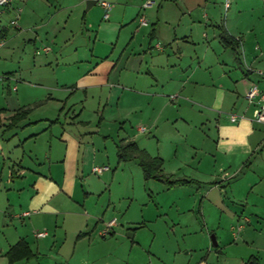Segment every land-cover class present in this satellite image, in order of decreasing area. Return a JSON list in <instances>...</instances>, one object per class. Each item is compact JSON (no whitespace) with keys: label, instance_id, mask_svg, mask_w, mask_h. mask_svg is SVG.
<instances>
[{"label":"crops","instance_id":"1","mask_svg":"<svg viewBox=\"0 0 264 264\" xmlns=\"http://www.w3.org/2000/svg\"><path fill=\"white\" fill-rule=\"evenodd\" d=\"M20 1L10 0L2 15ZM86 1L65 2V14L52 13L43 26L44 38L59 45L58 54L40 62L50 67L57 63L54 94L45 97L46 102L60 104L54 118L47 112L31 117L36 102L26 96L31 85L23 79L21 86L10 87L4 73L15 71L0 76V82L8 81L0 89V142L6 146L0 144V180L8 179L7 193L16 192L19 197L24 190L27 196L24 205L10 207L11 213L8 199L0 201V264H8L6 252L20 240L33 256L12 264H244L251 256L264 264V121L255 119L260 106L257 98L249 101L245 96L253 84L264 90L260 20L255 22L241 7L219 22L221 11L228 12L234 2L229 0L225 9L222 0L219 19L203 13L213 22L214 29L208 32L205 21L201 25L191 16L185 21L183 16L161 12L162 0H107V18L100 4L105 0H95L88 10ZM147 1L150 5L144 6ZM96 3L102 9L98 19L88 12ZM154 7V12H147ZM71 8L77 12L78 27H68ZM141 13H146L142 15L147 25L136 19ZM21 23L15 25L16 38L29 31L34 39L24 40L34 42L38 31L28 27L23 15ZM79 31L91 42L88 48L82 35V42L75 40ZM7 34L8 27L0 22V46ZM222 34L229 40L224 41ZM80 50L86 51L83 57L78 55ZM90 107L98 118L92 130L90 119L83 117ZM106 110L121 112L116 114L124 116L129 128L119 126L116 137L102 134L101 148L92 137L101 132ZM188 112L195 115L200 131L214 127L212 145L202 150L212 159V168L222 174L220 179L228 175L233 180L229 193L218 185L206 189L198 206L201 221L195 215L193 192L182 197L185 193L174 186L162 189L163 196H168L160 200L152 199L150 189L146 202L132 215L127 208L115 206L103 174L109 168L99 163L110 158L108 138L116 157L117 146L133 141L150 156L160 157L162 172L175 180L174 173L164 172L159 137L167 128L176 131L174 122L187 123ZM151 134L158 136L155 153L142 145L143 137L144 142H152L146 137ZM40 138L44 145L37 151ZM5 160L11 165L6 166ZM94 166L107 169L95 173ZM92 173L102 176L96 179ZM79 179L86 188H77ZM111 219L115 225L108 235H101L103 224ZM38 232L45 234L38 236ZM211 232L215 235L210 236ZM211 242L216 251L209 250Z\"/></svg>","mask_w":264,"mask_h":264},{"label":"rangeland","instance_id":"2","mask_svg":"<svg viewBox=\"0 0 264 264\" xmlns=\"http://www.w3.org/2000/svg\"><path fill=\"white\" fill-rule=\"evenodd\" d=\"M157 1L158 0H154V2L156 3ZM201 1L202 0H162V11L161 9L160 11L163 13L172 14V17L183 16V19L185 21L189 20V16H191V18L196 23L200 22L201 25H203L205 21L209 23V25L207 24L208 26L206 27V30L209 32L214 29L211 26L213 22L210 21L211 16L204 17L203 13L206 11L209 14H215L217 16H215L213 20L219 19L217 17L221 9L220 2L222 0H207L205 6L201 4ZM65 2L68 3L69 0H31L26 3L21 0L19 3H17L16 6H14L13 4L12 8H10L9 12H7V15H2L1 12H3V10H5V7L9 5L0 6V22L8 27V34L3 41L4 45L0 46V76H3L2 73L5 71H15L13 74L14 76L12 74H6V72L4 73V77H6L7 75L10 80V87L21 86V82L23 81V79L26 84L31 85L30 88L27 87V89L31 90H27L26 96H30L34 98V100H36L31 109L33 110V113L31 114V117L33 118H37L46 112L49 113L52 118H54L56 116V113H58V109L60 107V104H57V106L52 104L55 103L54 100L50 99L49 102H46L45 100V97L49 96V93L54 94V92L51 90V87H54V81L57 75L55 73V70L57 71V63L54 61V57H52L54 62L51 67L54 70H51L50 65L41 66L40 62H44L47 58L49 59L51 58V56H55L59 53V45L57 46V44H53L50 39L44 38L43 26L52 13L63 14ZM241 7L244 8L245 12L248 15L251 14L256 18L255 22H258L257 18L260 20V28L262 30V28H264V0H234L228 12L224 14V12L221 11L219 22L221 21L223 23L228 20L230 18V14L237 11ZM155 8L156 7H154V9L147 10V12H154L156 10ZM84 9H86V3L84 5ZM71 11H74V14H72ZM67 12L71 14L68 20V27H78L79 21L77 20V18H75L77 12L72 8L68 9ZM88 12L91 15L95 16V19H98L102 15V9L99 5H97V3L94 5V8L92 10H89ZM142 14L146 15V13H141V15ZM22 15L24 16V22L28 24V27H30L33 31H38V38L34 42H27L24 40V38L26 39L27 32H24L23 35L18 38H16L15 36L16 26L15 24H12V21L17 18L16 25H19L21 23ZM139 17L140 16H138L136 19L138 20ZM133 23L136 24L135 21ZM81 35L86 38L88 48V45H90L91 42L88 41L87 35L83 34L82 31H79L75 35V40H79L80 42H82L83 39ZM47 47L51 48V50H49L46 54L44 52V48ZM78 52L79 57H83L84 53H86V51L84 50H80ZM73 53L74 51L70 52L69 56H71V54ZM32 60L36 61L35 65L33 64ZM7 82L8 81L6 80L1 81L0 89L2 85L5 87V84H7ZM170 99L175 100L174 95H171ZM172 105L174 106V104ZM171 111L172 110H170L168 113H171ZM105 113V122H103L104 124H102L101 126V132H99V134L95 132L92 137L94 142L99 144L98 146L101 148L103 147V143L100 144L99 140L102 138V134H109L110 136L116 137V133H118L120 130L119 126H122L124 124L125 129L129 128L128 121L123 120L124 116L120 118L121 115L118 116V114H116H121V112L112 110L110 112V110H106ZM63 116L64 114L60 115L61 118ZM83 117L90 119V130L95 129L98 118L93 115L92 107L88 108V111L84 112ZM185 117H187V123H183L182 121H178L177 123L174 122L173 127H175L176 131L167 128L166 130H163L161 132L162 135L159 137L160 144L162 143L163 146V148H161L163 149L161 154L165 156V173L172 172L174 173L173 177L179 180L190 179L189 182L176 183L172 186L180 188V193H185V196L182 195V197H189L193 192L194 196H196L195 215L196 218L201 221L198 206L203 200L205 190L209 189L213 185H218V189H226L228 194V187L231 185L233 180H230L228 178V175L220 179V175L222 176V174H220L217 169L212 168V159H209V157L206 156L202 150L204 149V145H206L205 147L208 148V144L212 145L213 139L215 138L214 127H210L209 132H207L206 128H203L200 131L201 125L195 122V115H193L191 112H188V116ZM121 121L123 123H120ZM133 129H136L135 125L133 126ZM203 132L209 134V137L205 136ZM146 137H149L147 139L151 140L152 142H144L145 137H143L144 141L142 145H147L150 151L152 153H155L159 148V146H157L158 136L154 137L151 134ZM108 139L109 140L106 141L105 144L107 146L106 150L110 154V158L107 159L105 157L101 161L99 160V163H105L109 168V170L105 171L103 174L104 180L106 181L105 186H107V188L110 190L115 206L122 207L123 210L127 208L128 210H126V213L132 215L134 213H137L142 204L146 202L148 198L147 194L149 193L150 189L153 190L152 199H157L158 197L160 200V198L162 199L164 196H168L166 194L163 196L164 191L161 190L166 189L169 185L165 181L161 180H144V178L142 177L141 168L135 159L130 161L118 162L115 151L113 149L111 138ZM36 144L37 151H39L38 149H41L44 145L41 141V138L36 140ZM1 145L6 149V146L4 144ZM200 146H202L203 148H201ZM5 165L10 166L11 164L10 162H7V160H5ZM98 165L101 166V164ZM242 173L243 172H240L236 176V178L238 179L242 175ZM91 176L98 179L102 175L97 176V174L92 173ZM7 180L6 178L0 180V201L6 202L5 199H8L7 204H9V209L7 210V212L11 213L10 207L12 205L15 206L16 204L24 205V200L27 196L25 195L26 191L24 190L21 191L19 197L16 192L8 191L9 193H7V191H5V187L7 188L8 185ZM77 182L78 185L76 186L79 190H81V188L83 187L82 179H79ZM84 188H86L85 185L82 189ZM108 189L106 192H109ZM157 191L159 192V194H156ZM212 194L215 195V192H213ZM222 194L224 195L223 191ZM24 221H27V218ZM19 222L20 221H18V224H20ZM226 226V223H222V228L229 230V226L228 228H226ZM100 228H102V226ZM212 234H214V232H211L210 236ZM208 246L209 250L216 251L217 247L213 246L212 242ZM203 252H206V250L204 249Z\"/></svg>","mask_w":264,"mask_h":264},{"label":"trees","instance_id":"3","mask_svg":"<svg viewBox=\"0 0 264 264\" xmlns=\"http://www.w3.org/2000/svg\"><path fill=\"white\" fill-rule=\"evenodd\" d=\"M222 39L228 41L229 38L222 34ZM117 157L119 161L136 159L141 167L144 180L155 179L165 181L169 186L176 183L189 182V180L171 179L162 172L163 161L158 156H150L144 149H141L133 141L117 146ZM8 264H12L20 259H28L33 256L30 248L24 240L18 241L6 252ZM244 264H257L255 257H250Z\"/></svg>","mask_w":264,"mask_h":264},{"label":"built area","instance_id":"4","mask_svg":"<svg viewBox=\"0 0 264 264\" xmlns=\"http://www.w3.org/2000/svg\"><path fill=\"white\" fill-rule=\"evenodd\" d=\"M9 2H10V0H0V6H5V5L9 4ZM100 4L105 9L104 18H107L108 17V9L110 8V4L106 1H101ZM149 5H150V1H147L144 4V6H149ZM229 5H230L229 0H224L225 9H227L229 7ZM16 21H17V18L12 21V24L16 25ZM138 21L141 25H147L148 24L147 19L143 15H141L139 17ZM48 50H49V48H44V51H48ZM258 73L262 74L261 71H258ZM245 96H246V99H248L249 101H253L254 99L257 98V100L260 102V106H259V112H258L255 119L257 121H264V90L260 91L257 88V86L255 84H253L249 88V90L246 92ZM230 118L232 121L236 120L235 115H231ZM105 169H107V166H103V167L94 166L92 168V171L95 173H100L101 171H103ZM115 223L116 222L114 219L107 221L104 224V227L99 231V233L103 236L108 235L109 232L111 231L112 226L115 225ZM44 234H45L44 232H38L37 233L38 236H41Z\"/></svg>","mask_w":264,"mask_h":264},{"label":"water","instance_id":"5","mask_svg":"<svg viewBox=\"0 0 264 264\" xmlns=\"http://www.w3.org/2000/svg\"><path fill=\"white\" fill-rule=\"evenodd\" d=\"M93 3H95V0H87L86 1V9H88ZM26 38L28 40H32V39H34V36H33V34H31V32L28 31ZM212 240H213V236H212ZM214 244H215V242H214Z\"/></svg>","mask_w":264,"mask_h":264}]
</instances>
